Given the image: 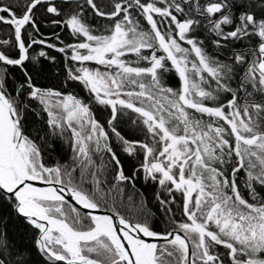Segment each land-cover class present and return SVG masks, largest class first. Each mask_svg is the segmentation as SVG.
<instances>
[{"label":"snow or ice","instance_id":"snow-or-ice-1","mask_svg":"<svg viewBox=\"0 0 264 264\" xmlns=\"http://www.w3.org/2000/svg\"><path fill=\"white\" fill-rule=\"evenodd\" d=\"M39 6L63 15L52 23L82 39L57 47L39 38ZM111 7L102 10L96 0H0V25L10 31L9 39L0 40V208H10L37 230L35 245L48 264H264V0H112ZM85 9L107 21L101 34ZM203 21L217 49L231 48L230 58L221 60L197 38ZM246 40L255 47L239 50ZM34 45L56 49L80 65L68 68V78L110 109L106 124L91 103L33 83L25 62L48 58L43 50L30 55ZM129 54L136 60L126 59ZM10 66L25 77L15 94L8 90ZM173 70L178 88L165 85ZM25 89L27 99L47 114L53 135L70 132L74 155L68 164L48 165L44 148L25 133ZM123 117L144 140L122 135ZM113 137L128 156H143L131 175ZM140 170L172 196L163 199L157 192L161 205L175 203L174 193H181L186 220H173L171 230L160 232L140 219ZM101 208L107 213L100 214ZM6 251L0 238V264H10Z\"/></svg>","mask_w":264,"mask_h":264},{"label":"trees","instance_id":"trees-1","mask_svg":"<svg viewBox=\"0 0 264 264\" xmlns=\"http://www.w3.org/2000/svg\"><path fill=\"white\" fill-rule=\"evenodd\" d=\"M17 2L23 4L25 0H3L4 4L15 5ZM59 5L62 0H55ZM206 0H201V3H205ZM239 2V0H238ZM248 2V0H245ZM252 3L259 5L260 0H251ZM83 3V0H80ZM96 3L102 10H112V0H96ZM158 6H162L158 4ZM23 9L19 10L22 14ZM67 8L63 9L66 13ZM87 13V20L96 29L95 34H101V29L107 24V21L94 16L89 9H85ZM35 17L40 28L41 36L39 38L46 39L49 43L56 44L57 47L64 46L65 44H73L79 42L81 37H74L71 35L70 30L61 25H54L52 21L54 19L63 20L65 17H54L51 14H47L45 6H39L35 9ZM141 23L144 21L141 19ZM202 27L197 29L198 39L205 41V47L209 52L217 54L221 60H227L232 55V50L229 47L225 49H217L212 44L213 35L210 33L206 26L207 21H203ZM147 27L146 24H144ZM174 27V26H173ZM225 30H230L229 26H225ZM59 36V41L56 39ZM10 31L6 26L0 25V40L9 39ZM183 43V42H182ZM244 45L239 50L247 51L248 48H254L255 46L249 41H244ZM184 46L187 47L185 44ZM9 52L14 50L11 46H4ZM45 51L48 54V58L38 57L39 62H33L28 60L25 65L32 76L33 83L42 89H54L56 91L63 92L65 94L71 93L78 98L84 100L86 103H91V108L95 117L103 124H106L108 117L110 116V109L105 108L102 105L96 104L91 94L77 81L70 80L68 78V68H77L80 65L77 62H73L66 58L65 53H61L56 49H49L43 45H34L30 50V55H36L39 51ZM70 51L67 53L70 56ZM54 57L55 59H51ZM243 69L237 68L236 75H242ZM25 80V77L19 68L9 67L8 69V90L13 92V88L18 86ZM179 79L175 71L169 72L165 77V85L178 88ZM233 86L236 87V81H233ZM13 94H15L13 92ZM226 95V94H223ZM25 103L30 105L24 116V130L30 138L34 139L39 145L44 148V159L48 165H53L57 162L62 164H68L73 157V153L70 148L69 139L70 132L65 133L63 137L60 135H53L47 125V114L41 109V106L36 101L27 99V90L24 91ZM118 129L129 140H144V133L140 129L133 125L128 117H123L118 124ZM114 150L117 151L120 156L121 163L124 166L125 174L131 175L132 172L139 168L140 162L143 160V156L130 157L125 154L115 137L112 139ZM243 176V173H241ZM109 182H112V175H108ZM123 186V185H122ZM243 189V185H241ZM135 190L138 193L136 200L143 203V210L140 219L147 218L149 224L155 231L164 232L171 230L174 227L173 220L179 222L186 220V217L182 215V195L179 192L174 193L175 203H171L167 206H163L156 198L157 192L161 193V198L171 200L172 196H169L166 190H162L161 186L145 177V173L140 170L135 178ZM247 197V190L243 189ZM127 191L131 193L133 191L132 185H127ZM126 199V198H125ZM111 204V201H109ZM117 207H120L117 203ZM167 207L171 208V212L166 210ZM126 214V213H125ZM37 230L27 222V220L10 208H0V238L7 243V251L5 252V259L11 264L18 258H22L27 264H48L46 258L37 250L35 245V238ZM219 251L223 253L225 250L220 248ZM11 253V255H9ZM19 254V255H18ZM227 264V261H226Z\"/></svg>","mask_w":264,"mask_h":264},{"label":"rangeland","instance_id":"rangeland-1","mask_svg":"<svg viewBox=\"0 0 264 264\" xmlns=\"http://www.w3.org/2000/svg\"><path fill=\"white\" fill-rule=\"evenodd\" d=\"M160 54H163V53H160ZM126 59L130 60V61H135L136 60V57L134 54H129ZM141 66H145L146 65V62L144 61H141L140 62ZM86 66L88 67H91V68H101L103 70V66H99V65H96L94 62H87Z\"/></svg>","mask_w":264,"mask_h":264},{"label":"water","instance_id":"water-1","mask_svg":"<svg viewBox=\"0 0 264 264\" xmlns=\"http://www.w3.org/2000/svg\"><path fill=\"white\" fill-rule=\"evenodd\" d=\"M39 186V185H38ZM72 203H74L73 201H71ZM78 206V205H77ZM79 207V206H78ZM82 211H85V210H83V209H81ZM107 213V209H105V208H101L100 209V214H106ZM21 216V215H20ZM23 217V216H22ZM24 218V217H23Z\"/></svg>","mask_w":264,"mask_h":264},{"label":"bare ground","instance_id":"bare-ground-1","mask_svg":"<svg viewBox=\"0 0 264 264\" xmlns=\"http://www.w3.org/2000/svg\"><path fill=\"white\" fill-rule=\"evenodd\" d=\"M71 202V201H70ZM72 203V202H71ZM74 204V203H73ZM76 207H78V206H76ZM82 211V210H81ZM16 213V212H15ZM22 217V216H21Z\"/></svg>","mask_w":264,"mask_h":264}]
</instances>
